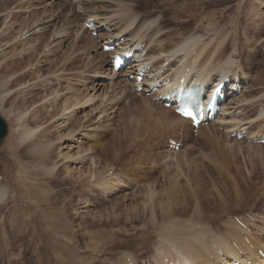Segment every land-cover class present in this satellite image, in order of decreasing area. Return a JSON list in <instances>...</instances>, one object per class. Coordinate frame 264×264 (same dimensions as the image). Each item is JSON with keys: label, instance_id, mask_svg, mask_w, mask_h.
Returning <instances> with one entry per match:
<instances>
[{"label": "rangeland", "instance_id": "1", "mask_svg": "<svg viewBox=\"0 0 264 264\" xmlns=\"http://www.w3.org/2000/svg\"><path fill=\"white\" fill-rule=\"evenodd\" d=\"M109 1L93 0V5L90 2V11H97L88 16L79 12L78 5L71 0H0V88L4 89L0 91V115L7 124V134L0 144V186L8 187L6 199L0 202V264H58L57 256L63 260L70 258L66 249L73 251L83 264H117L119 258L123 259L122 254L131 256L133 259L128 261L132 264L135 260L136 264H156L155 248L164 224L168 222L167 233L175 227V233L180 235L199 226H190L188 222L197 207L191 199V184L198 185L197 189L201 185L200 191H210L212 210L208 214L212 222L208 224L214 233H223L224 224H231L239 216L248 233L263 235L264 224L259 216L264 217V144L250 142L247 137H231L217 121L225 118L226 112L231 116L238 109L232 114L238 115L236 119L249 128L251 139V131L256 135L264 132V118H258L261 121L254 126L251 122L264 108V0H120L133 2L138 18L151 23L156 20L161 31H175L176 39H183L188 33L202 35L203 42L213 44L212 51L223 39L220 45L227 46L224 57L216 60L220 65L230 55L237 57L232 65L236 61V72H241L242 82L246 81L244 90L231 100L233 106L225 105L217 125L201 126L197 132L189 130V124L174 131L159 123L166 112H174L134 92L123 80L128 67L112 75L111 53L102 52L100 36L107 38L109 31L116 32L119 24L111 29L99 25L97 35L84 29L85 20L96 18L97 25L98 19L118 13L116 3ZM58 30L62 34L52 39ZM24 32L25 40H17ZM157 33L147 34L144 41ZM55 93L58 95L54 96ZM87 98L92 99L85 102ZM64 101L67 110L63 109ZM73 101L78 103L73 105ZM20 115L21 119L16 121L14 117ZM28 128H33L38 137L21 139L20 134ZM202 130L218 136L205 139L201 137ZM168 137L181 138L178 150L168 147ZM36 143L51 147L45 162L29 154L28 147ZM88 170L104 173L93 178ZM193 171L200 174L196 180L190 178ZM80 172L87 179L80 178V190L69 191L68 184L75 183ZM163 172L169 174L167 177L172 175L167 178L162 176ZM106 175H113L110 181L121 185V189L104 192L98 181ZM152 188L154 196L161 191L159 201L164 205L169 199L172 202L186 196L193 203L192 210L176 216L167 212L155 226L146 229L142 221L131 218H136V211H142V206L149 205L146 197ZM97 192L101 193L100 200L96 199ZM42 194L50 195L53 202L59 197L64 212L73 213L66 230L75 231L85 224L87 238L80 237L79 232L75 236L67 232L64 236L61 229L51 230L43 217L53 218V214L38 210L39 203L44 201ZM66 194L73 195L69 205L65 202ZM219 200L228 204L226 210L220 208ZM110 215L115 217L111 222H104L95 228L100 231L89 234L92 227L88 224L108 216L110 219ZM59 224L66 226V215Z\"/></svg>", "mask_w": 264, "mask_h": 264}, {"label": "bare ground", "instance_id": "2", "mask_svg": "<svg viewBox=\"0 0 264 264\" xmlns=\"http://www.w3.org/2000/svg\"><path fill=\"white\" fill-rule=\"evenodd\" d=\"M71 1L73 3H75L76 5H78L77 8H78L79 12H81L82 14H87L88 16H91V13H94L95 11H97L96 9H94L95 10L94 12L90 11V2L92 3L93 0H89V1L88 0H71ZM111 1H113V3H116L115 4L116 5L115 6L116 9L115 10H117L118 13L116 15H114L113 17L110 16V17H108L106 19H102L100 24L105 25V27L107 29H111V27L113 25L115 26V25L119 24V28H117L116 32L110 31L109 36L107 38H105L106 39L105 41H110V40L117 41V39H119V37L123 36V34L124 35H128L129 34L130 37L123 38V43L120 44V46L122 48L123 46L129 45L131 42H135V45L141 44L143 42V39H145L147 37V34L151 36L153 34V32H154V34H155V32L156 33L158 32L156 34V37L154 36V38L153 37L147 38L148 42L149 41L150 42L145 47L146 50H147V54H146V57L143 59V61H146L148 64H152L154 66V71H151L153 73V76H158L159 75V71H160V68H161V65H162L163 61H169V64H168L169 66L172 65V61H175V66H173V68L169 67L170 72L168 74V76L171 79H173L175 77V81H177L178 77L180 75H182L186 70H189V72L187 74L188 80L196 81L199 84H204V83L210 82L211 80H213V78H215L217 76H219L220 78H223L227 74L229 75V72L233 71V72L236 73V76L239 78V82L241 83L242 76L239 75L236 72L237 68L233 67L234 65L232 66V63H234V60H236L237 57H234L233 55L228 56L226 58L225 62L222 65H220V61H218L219 63L216 62L217 59L219 60V58H223L224 55H225L224 52L226 51L225 48H226L227 45L225 46V43L220 45V43L224 42L223 39H221L219 41L220 43L216 46L217 50H214V51H212L213 44L211 46V45H209L210 42H203V40L200 39V37L202 35L200 37H198V36H195L193 33H188L187 36H182L183 39H176L175 36L173 37V35L176 33L175 31H170V32L161 31L160 30L161 28L159 29V22L157 23L156 20H153L154 24L151 27V25H150L151 24V20H147L146 21V20H142L141 18H138V16L136 15L137 13L134 10L133 2H128L127 1L128 3H125L126 1L123 2V1H120V0H118V1L117 0H111ZM111 1H109V2L111 3ZM93 4L94 3H92V5ZM85 21H88V20H85ZM150 27H151V29H150ZM61 29H59V30H61ZM114 30H115V28H114ZM58 31H55L53 33L52 39L57 38V37H59L62 34L61 31H59V32ZM25 36H27L26 32L21 33V35L18 37L17 40H22V39L25 38ZM93 39L94 38H91V41ZM231 40L235 41V38L234 37L232 38V36H231ZM237 40H238V38L236 39V41ZM93 41H95V40H93ZM234 41H232V42H234ZM199 42H201V43L203 42V43L200 44ZM228 43H230V42H228ZM208 46H210V48ZM115 51H112L111 55H113V53H115ZM176 59L178 60V62L176 61ZM1 61L2 60H0V62ZM157 63H158V65L156 66ZM64 64L65 63H63V65ZM138 66H139V64H132L129 67L130 72H131L132 69H135ZM235 66H236V61H235ZM130 72L128 71V73H130ZM97 85H99V84H97ZM99 86H102V83H100ZM1 90H4V89L0 88V91ZM57 95H58V93H55L54 96H57ZM2 99L3 98L0 95V101H2ZM76 99H74V101ZM90 99H92V98H87V100L85 102H88ZM66 103H67V101L63 102V105L65 104L64 107H63V105H61L64 110L68 109V105H66ZM77 103H78V101L74 102L73 105H76ZM229 104L232 105L233 102L231 103V100H230V103H228V105ZM153 105L156 106L155 103ZM42 107H43V104H42ZM236 108H239V107H236ZM54 109H56V108H54ZM223 110H226V108L223 109ZM236 110H238V109H234V111H233L235 114H236V112H235ZM147 112L150 113V115L152 114V111H150V110H148ZM229 113L230 112H226L225 113L226 114L225 118L224 117L220 118V119L218 118L219 120L217 121V123L219 125L223 126L222 129H224V131L226 130L227 133H230L233 130L232 128L235 127L236 125H238V126L239 125H243V123L242 124L240 123V122H242V120L239 121V120L236 119V117H238V115L237 116H235V115L233 116L234 113L233 114L231 113V116H227V115H229ZM222 116H224V115L222 114ZM21 117H22V115L17 116V117L15 116L14 119L16 121H19L21 119ZM151 117H153V115ZM261 117L264 118V109H261L260 113L257 114V117H256L255 120H258V118H261ZM157 118L160 119V117H157ZM241 119H243V118H241ZM161 122H163V124L165 123L166 126L168 125L169 127L173 128L174 131L176 129H177L176 131H178V130L181 131V129L183 130L185 128L184 124H186V125L189 124L188 120H186V119H184L182 117H179L175 113L171 114V112H166L161 117V120H160L159 123H161ZM154 125H155V123H154ZM183 125H184V128H183ZM156 126L158 127V125H156ZM188 128L185 129V130H188ZM34 132H35V130L33 128H28V129L24 130V132H22L20 134V138L21 139H30L31 137L37 138L38 136L34 135ZM253 135L254 134H252L251 137H254ZM216 136H218V135L209 134L208 131H203L202 130V133H201V137H204L205 139H211V138H214ZM259 138H261V137H259ZM30 147H28V151L30 152L29 154L33 155L34 158H37L36 160H40L41 163L45 162V160H48V158L50 156L49 153L51 152V150H50L51 147L47 148V145H44L42 143H36L35 145H32ZM29 148H30V150H29ZM47 149H49L50 151L47 150ZM41 154H43L44 156L41 155ZM68 155L70 156V154H68ZM72 157H70V158H72ZM118 158H117V160H118ZM193 166L194 165H192V167ZM190 169H189V171H190ZM105 171H107V170H105ZM87 172L93 178L103 176L102 173H104V171H102V170L100 172H97V170L96 171L94 170L93 173L88 170ZM163 173L165 175L163 174L162 176H166L167 177L168 173L167 174L165 172H163ZM171 175L168 176V177H171ZM199 175L200 174L198 172L196 173V171H193V173L190 176V178L192 180H194V179L196 180L197 176H199ZM67 176H72V175H67ZM80 178H86V177H82V174L80 172L77 175V178L75 179L76 182L73 183V184H68L69 188H70V189H68L69 191L76 190V189L77 190L81 189V184H80L81 181L79 182ZM111 178H113V175L112 176L106 175V176H104L102 179H100L98 181L101 184L100 185L101 189L104 192L106 191V193H110V192L112 193V190H115L116 187H117V189H121V188L118 187V186H121V185L113 184L110 181ZM115 178H117V177H115ZM126 178L128 179V177H126ZM119 179H121V178L118 177L117 180H119ZM82 180H84V179H82ZM153 184H154V182H153ZM174 184H175V180H174ZM191 185L193 186V189H192V192H191V197H192L191 199L196 203L195 205L197 206L196 208H193V210H192L193 203H190V200L187 201V197L186 196H182L181 198L177 197L176 198L177 201L172 200V202H170V199H169L168 203L167 204L165 203V205H164V203L159 201L160 192L162 191V186H161V189H160L161 191L159 190L157 192L156 196H154L155 189L153 190V188L150 190V193H147L146 202H148L149 205H147V206L145 205L144 207L142 206V211H140V210L136 211L137 214L135 215V217L137 219L136 218H131V219H134V220H137V221H142L144 227L146 229H150V228H152V226H155L157 224V220L158 221L160 219L162 220L164 218V216L167 215V212L168 213L171 212L174 216H176L178 214L179 215H186L190 210L193 211V213L191 214V217L188 220V222H189L190 226H198L199 225L198 226L199 228L198 227L195 228L197 230H192V231H190V233H184L182 235L176 234L175 231H174L175 227H172L174 225H172L173 223L170 222V224L172 225L171 227L173 229L171 228L170 233H167L166 232V228L168 226L167 225L168 222L166 224H164L165 225L164 232H162L161 235L159 236V239H158L159 245H157L156 248H155L156 249V253L154 255V261L156 260V264H164V261H165L166 258H168V260L175 261L176 263H179V264H221V263L229 264L228 262L230 260H233V259L241 261L243 264H245L247 262V260H251V261L253 259L257 260L258 259L257 250L261 249L264 252V242L261 239L262 237L259 238L260 234L257 235V234H254L252 232L248 233L247 232L248 230L245 229V227L242 228V226H240L239 224H236L235 222H232L230 220L229 221L232 222L231 224L229 222H226V224H224L225 228H224V232L223 233H214L213 230H210V229H212V227L208 224V223L212 222L211 221V215L208 214V212L212 210V204H211L212 202L210 200V191L208 189L207 190L204 189V191L202 190L203 191L202 192V191H200V186L201 185L199 186L198 189H197L198 185L195 186V187H194L193 184H191ZM231 185H233L232 182H231ZM231 185H230V187H232ZM203 186H204V184L202 185V187ZM40 189L41 188H39V190ZM169 189H170V187H169ZM88 191H89V189L87 190V192ZM47 192H48V190H47ZM175 192H177V191H175ZM97 193L98 194L96 195V199L100 200L101 193L100 192H97ZM115 193L113 195H115ZM7 194H8V187L0 186V202L3 201L4 199H6ZM131 194L135 195V193H131ZM179 194H180V192H179ZM179 194H177V196ZM218 194H219V192H218ZM227 194L229 195V193H227ZM219 196H220V199L222 200L221 195H219ZM72 197H73V195H72ZM72 197H71V194H66L65 202L67 201V205L71 204L70 200H71ZM91 198L94 199L93 197H91ZM227 198H228V196H227ZM59 199L60 198L57 197V199H55V201L53 202V199L50 197V195H46V196L43 195V200L44 201H41L39 203V206H38L39 207L38 210L42 209V213L43 214L44 213L45 214H49V213L53 214V216H54L53 218L49 217V218L46 219L45 216L43 217L45 219V221L48 222V225L51 227V230L52 229L56 230L57 228L61 229L63 231L62 232L63 234H64V231H65V235L64 236L68 235L67 232H70V235H72V236H75L76 233L79 232L80 233V237L87 238L86 237V233H84V232H86V230L83 231V228L87 227V226L84 227L85 224L82 225L83 228L81 227L79 229H76L75 231H73V230L70 231L69 229L66 230L67 227H68V220L71 217L69 215H71L73 213L67 214V212H64L66 209H65L64 205L61 204V201ZM83 199L84 198L82 197V200ZM172 199H174V197H172ZM117 200H120V199H117ZM221 200H219V201H221ZM36 202L37 203H35V204L38 205V201H36ZM44 202H45V204H46L45 206L47 208H45ZM92 202H94V201H92ZM52 203H54V205ZM97 203H99V201ZM142 204H143V202H142ZM173 204H174V206H173ZM220 204H221L220 208L223 209V210H226V207L228 206V204L226 205L222 201H221ZM116 205L112 207V210L116 208ZM208 205H209V207H207ZM53 208L56 209L57 212L56 211L54 212V210L52 211L51 209H53ZM151 210H153L152 211L154 213L153 215H152ZM96 213H99V212H96ZM164 213H166V214L164 215ZM147 214L148 215L150 214L149 217H147V216L144 217V215H147ZM65 215H66V226H60L59 222L60 221H65ZM153 216L155 218H153ZM108 217H106L104 219H101L99 221L94 220L90 224H88L90 227H92V229H88L89 231H91V232H89V234L93 235L95 233V230H99L100 231V229H95V228H98L99 226L103 225L104 222L107 224L108 221L111 222V220L115 218V217L112 218V216H111V218L109 219ZM152 218L155 221L152 220ZM259 218H260V222L263 225L264 224V217L259 216ZM174 220H175V218H174ZM167 221H168V219H167ZM87 222H89V221H87ZM113 222H115V221H113ZM148 222H150L151 224L148 225ZM201 222L204 223V226L202 225ZM246 223H247V221H246ZM241 232H243V234ZM174 233H175V235H174ZM208 233H209V235L206 236V234H208ZM262 233H263V231H262ZM53 248H55V247H53ZM64 251L67 252L70 255V258L68 260H63L62 256L61 257L57 256L55 258V260H56L57 263L59 262L58 264H81L83 262V260L81 261L80 259L75 258V255H74L73 251H69L68 249H66ZM126 256L127 255L122 254V258L123 259L121 260V258H119L120 260L118 259V263L117 264H129V261L127 259H125ZM61 260H63V261H61ZM249 264H251V263H249Z\"/></svg>", "mask_w": 264, "mask_h": 264}, {"label": "water", "instance_id": "3", "mask_svg": "<svg viewBox=\"0 0 264 264\" xmlns=\"http://www.w3.org/2000/svg\"><path fill=\"white\" fill-rule=\"evenodd\" d=\"M7 134V124L4 119L0 116V144L3 142Z\"/></svg>", "mask_w": 264, "mask_h": 264}, {"label": "snow or ice", "instance_id": "4", "mask_svg": "<svg viewBox=\"0 0 264 264\" xmlns=\"http://www.w3.org/2000/svg\"><path fill=\"white\" fill-rule=\"evenodd\" d=\"M180 111L186 115V116H189V117H192L193 119H195V116H194V113L190 110V109H180Z\"/></svg>", "mask_w": 264, "mask_h": 264}]
</instances>
